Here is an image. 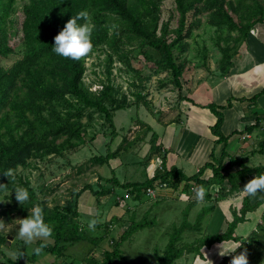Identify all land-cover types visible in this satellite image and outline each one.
I'll use <instances>...</instances> for the list:
<instances>
[{
    "label": "trees",
    "instance_id": "obj_1",
    "mask_svg": "<svg viewBox=\"0 0 264 264\" xmlns=\"http://www.w3.org/2000/svg\"><path fill=\"white\" fill-rule=\"evenodd\" d=\"M165 1H26L21 27L22 58L11 67L0 65V185H3L0 186V198L6 193H13L14 188L23 186L29 191L30 200L20 205L12 196H5V201L11 204L3 206L0 202V224L13 220L16 213L21 214L24 219L33 206L39 205L44 211L45 221L52 229L49 238L54 243L39 241L36 248L40 251L33 252L32 256L27 254L28 248L23 244L16 260L8 258V264L26 262L36 264L42 252L64 258L69 246L87 242L88 231L80 222L81 213L77 201L85 192L91 191L92 186L88 185L77 194L74 208L51 206L49 202L38 197L30 180L22 173L36 169L33 161L47 163L55 158H64L67 154L76 153L87 145L89 137L91 141L95 140L96 133L92 134L91 129L97 122L96 115L105 121L103 129H106V135L111 137L112 141L118 137L114 122L115 114L131 107L127 96L121 95L111 79L116 60L124 63L130 73H134L135 78L141 82V85L133 83L134 87L139 89L135 93L136 104L147 101L143 95L145 89L143 73L133 67L134 56H131L135 51L141 50L147 62L154 66L155 75L168 74V78L162 82L163 86L167 83L173 85L181 91V99L202 107L182 96V81L187 70L185 55L190 48L186 40L192 37L194 28L202 24V18L205 16L207 25L215 29L217 46L222 55L218 69L220 77L225 78L234 68L237 49L258 25L264 24L262 0H175L179 21L178 26L174 28L172 20L162 21V7ZM16 4L17 0H0V58L9 59L15 54L11 42L18 36L12 21L17 12ZM82 11L88 14V20L94 26L92 51L79 60L58 56L52 50L54 37L72 16ZM83 22L78 21L81 24ZM106 48H108L105 70L107 82H101V89L94 91L93 85L86 84L85 81L87 63L96 53ZM263 96L264 88L255 99L252 98V101L258 104V99ZM232 101L230 100L226 106H219L218 109L216 105L209 108L217 118L216 124L211 128L217 139L210 155V162L202 166L196 176L187 177L175 167L168 170L165 161V154L168 151L161 150V146L157 145L158 136L153 134L150 154L145 162L149 163L158 153L164 160L162 169L160 167L153 179L147 180L145 184H127L126 195L129 194L131 200L134 197L145 199L148 190L157 192L160 190L158 186L163 183L170 186L176 182H184L186 185L196 183L195 190L200 187L212 189L217 187L215 189H218L221 198L234 197L241 193L247 182L264 173L263 167L249 168L246 166V159L234 157L228 151L232 136H240L243 139L247 135L252 137L256 132L264 134L262 124L264 119L261 118H257L255 124L235 131L230 136L222 132L224 115L221 110L232 108ZM126 141L127 139H124L123 143ZM257 145L252 155H264V136ZM218 147L221 148L220 152H216ZM122 148L119 147L115 152L109 149L106 157L92 158L93 164H110ZM207 171L212 174L209 179L205 177ZM94 194L97 197L108 195V191L102 190ZM258 194L259 192L255 197L246 194L241 216L228 225V230L224 234L207 236L182 246L186 233L203 232L200 218L204 216L206 218L215 210V206L203 210L195 225L185 222L176 227L157 264H178L186 254H193L205 247L232 240L238 224L246 220L249 212L264 204V195L258 197ZM130 199L124 198V201ZM205 199L212 202L213 195L207 194ZM143 222V225L142 222L133 224L120 238L111 239L109 245L112 250H104L102 264H118L120 259H123V243L140 227L155 223L146 218ZM106 232H110L109 226ZM0 242L2 245L8 243L7 239L1 237ZM0 255L3 257L1 250Z\"/></svg>",
    "mask_w": 264,
    "mask_h": 264
},
{
    "label": "rangeland",
    "instance_id": "obj_2",
    "mask_svg": "<svg viewBox=\"0 0 264 264\" xmlns=\"http://www.w3.org/2000/svg\"><path fill=\"white\" fill-rule=\"evenodd\" d=\"M26 1L17 0V12L12 17L14 28L18 34L11 42L15 49V54L9 59L0 58L1 66L11 67L17 60L22 58L21 27L24 20L23 7ZM262 3L264 4V0H262ZM202 19V24L196 26L192 37L186 40L190 48L185 55L187 70L182 81V96L193 100L192 95L197 91L198 85L202 86L207 82L209 83L207 85L209 86V90L204 91L202 89L195 94V98L197 96V101L201 103L197 105L205 108L204 113L206 115H214L216 117L209 108H212V105H216L217 109L219 106L222 107V104L219 103L226 101V97H229L228 102L230 100L238 102L235 104V106H239L238 113L241 112L240 110H252L254 113L264 114V96L258 99L256 108H248L247 105L248 103H254L252 98L255 99V96L262 91V85L251 90L245 83L239 84V80L237 79L236 81L231 80L229 83L231 84L230 89H228L227 85L226 87L223 85L224 88H220L223 80L220 77L218 68L222 55L217 46V35L215 34V29L207 25L206 17L204 16ZM168 20H172V27L176 28L178 26L179 13L176 9L175 0H166L163 3L162 21L168 22ZM190 21L191 19H189ZM262 25L261 28L264 29V24ZM261 28L258 29L263 34L260 39H255V33L253 32V35L248 36L240 48L237 49V55L234 57V68L237 69L234 71L233 76L235 74L247 73V70H251L254 65L264 62V30L262 31ZM106 51H108V48L96 53L87 63L88 71L85 81L86 84L93 85L94 91L101 89V82H107V72L105 71ZM251 54L253 55L251 56ZM131 56H134L132 59L133 67L143 73L142 78L145 79L143 95L147 98V101L140 104L135 103V93L139 89L134 87L133 83L141 85V82L135 78L134 73H130L129 68L124 63L116 60L113 65L111 79L113 85L120 91L121 95L127 96L131 107L130 109L118 111L115 114L114 122L117 127L118 137L112 141V138L106 135V129H103L105 121L96 115L97 122L91 129L92 134L96 133L95 140L91 141V137H89L87 145L80 148L76 153L71 152L67 154L64 158H55L47 163L33 161L32 164H36L37 166L36 169L33 168L23 173L21 172L24 177L30 180L38 197L49 202L51 206L60 205L74 208L78 192L83 191L88 184L92 185L91 191L94 193L102 190L108 191V195L98 197L90 191L92 196H88L82 205L80 198L77 201L78 207L81 209L79 210L81 213L80 222L88 231L87 242L77 243L72 247L69 246L64 258L42 252L39 254L36 264H61V262L71 264H102L104 250H112L109 245L111 239L120 238L135 223L142 222L141 224L143 225L145 218L155 223L140 227L134 235L123 243V259H120L118 264H157L158 258L164 254L170 243L174 229L185 222L195 225L199 215L202 213V208L194 209L192 212L190 210L186 211V205H184V209H182L183 212L185 211L184 213L179 214L173 206L168 214V204L173 202L171 199L164 198L168 195V189L158 190L155 193L156 199L146 197L148 206L153 208V211L145 218L143 215L140 219V213H136L135 215L128 214L127 212L130 211L122 207V202H119L121 207L116 206L118 198L122 199L127 196V184H145L147 180L153 179V175L164 164L162 156L160 157L158 153L152 157L155 161L154 164L152 163L149 166L145 162L147 155L150 154L153 134L158 136L157 145L164 144L168 149V145L172 143L173 147H175L180 139L183 126L188 122L185 112L189 107L185 104L186 101L181 99V91L169 83L164 86L162 85L163 80L168 78V74L155 75L153 71L155 69L154 66L147 62L141 50L135 51ZM213 77L214 81L212 82ZM226 112L227 110H221L224 120L226 118L224 122V125H226L222 129V132L225 134L228 132V129H231L232 126L234 127V121L237 118L236 116H238V113L234 112L233 117L229 119L230 113ZM246 118H249V113L240 119L241 123L239 122L237 130L250 125L251 121H246ZM173 123L175 125L170 126ZM211 134L210 139L214 141L215 135L212 133V130ZM263 136V132H256L254 140L262 139ZM235 138L237 140L240 139V137ZM124 139H127L126 143H123ZM121 146L126 147L122 148ZM119 147L122 148L121 151L110 164H93L92 158L106 157L109 149L111 152H115ZM257 147V144H251L245 151L234 152L235 155L233 156L239 159H246V166L249 168L260 166L264 168V155H252L253 150L257 149ZM233 148L230 146L228 151L231 149L235 151ZM161 150H163L162 147ZM220 150L221 148L218 147L216 152H220ZM200 151V153H204L202 149ZM165 158V161L168 162V157L166 156ZM210 175L212 177L211 172ZM115 181H118V183ZM215 188L217 187L213 189L211 187L205 188L206 193L213 195L212 202L221 197L218 194V189L216 190ZM114 191H116L115 194ZM243 194L241 191L238 195L239 199L236 201V206L230 209L229 216L225 213L223 216L221 211L214 210L206 218L205 216L201 217L200 224L202 225L203 232L186 233L182 246L189 245L197 239L206 238L207 236L226 233L228 225L234 219H237L238 216H241L242 206L247 197V195L243 197ZM5 196L15 198V192L6 193L0 198L3 206H9L11 203L7 200L5 201ZM101 201L106 202V204H103ZM99 202L103 204L102 208L97 210L96 213H92V210L97 208ZM126 202L130 206H133L135 203L133 199ZM206 205L208 207L215 206L208 202ZM89 208L91 212L90 210L86 212V209ZM259 210L261 211V209ZM103 211L105 214H102ZM123 211L124 214L121 215ZM250 213V216L247 214L245 221L238 224L232 240L215 244V246L213 245L214 247H205L201 251L197 250L193 254H190L192 258L190 264H230L232 257L240 254L245 249L247 250L248 264H264V233L262 232L263 227H260L258 224V218L262 216H258L254 212ZM123 216L128 217L127 219L125 218L126 220H130L124 224L125 226L119 224L120 221L116 220L119 219L118 217ZM21 219V214L16 213L13 215V220H8L3 225L0 224V237L7 239L8 243L10 242L6 245H2L0 242V250L3 253V257L0 255L1 264H8L9 259L16 260L17 253L24 244L16 236L20 223L19 220ZM93 219L96 220L95 228L89 229L88 223ZM110 223H114L113 228ZM108 226H110V232H106ZM257 229L260 230L258 231ZM256 230L257 235L254 236L253 233ZM39 241L54 243L50 238L35 240L31 245H26L29 256L33 255V249L36 248ZM249 241H252L251 246L249 245ZM240 243V247L234 252L228 255L220 254L222 245L225 250H233L235 245ZM26 264L29 263L26 262Z\"/></svg>",
    "mask_w": 264,
    "mask_h": 264
},
{
    "label": "crops",
    "instance_id": "obj_3",
    "mask_svg": "<svg viewBox=\"0 0 264 264\" xmlns=\"http://www.w3.org/2000/svg\"><path fill=\"white\" fill-rule=\"evenodd\" d=\"M261 26H263V25L262 24L258 25L254 30V33H255L254 37L257 40L263 36L262 32H259V30H258L259 28H261ZM263 30L264 29H262V31ZM252 35H253V33L251 34V36ZM252 55L253 54H251V56ZM236 69L237 68H234L228 77L222 78L223 82H222V84H220V85H222L220 88H224L223 85H225V87L227 85L228 89H230L231 84H229V83L231 82V80L236 81L237 79L239 80L238 81L239 84L245 83V85H247L249 87V89H251V90L257 88L259 85L263 86L262 89L264 88V62L254 65L251 70H247V73L235 74V76H233L234 71H236ZM214 77H218V76H214ZM214 77L212 78V82L214 81L213 80ZM208 84L209 83L206 82L202 86L198 85L197 91H195L194 93L192 92L193 93L192 96L194 99L193 100L190 98H188V99H190V100L194 101L196 104L200 105L201 103L199 101H197L198 97L196 96V98H195V94H197L202 89H204V91H208L209 90L208 89L209 86H207ZM228 98L229 97H226V101H221L219 104H222V106L227 105ZM209 102H211V101H209ZM213 102H216V101H213ZM237 103L238 102L233 100L232 108L227 109L226 113H230L229 119L231 117H233L234 112L238 113L239 106L238 105L235 106V104H237ZM185 104L189 107L188 110L185 112L188 122L182 128L181 136H180L178 143L176 144L175 147H173L172 143H170V145H168V149L166 146H164V144H160L159 146H161L164 151L165 150L168 151V153L165 154L168 157L167 158V160H168L167 169L168 170L175 167V168L179 169L187 177H194L199 173V170L202 166H204L205 164L210 162V155H211V153L215 147V142L217 139V137H215L214 141H212L210 139L212 136L211 128L216 124L217 119H216V117H214V115H212V116L206 115L204 113L205 112L204 107L194 106L192 103H189L187 101ZM247 105H248V108H251V107L256 108V106H257V104H254V103L253 104L248 103ZM235 109H237V110H235ZM194 111H195V113H194ZM240 111L241 112L238 113V116H236L237 118L234 121V124H235L234 127L232 126L231 129H228L227 130L228 132H226V134L224 133L225 135L230 136L235 131H241L244 128H246L247 126H245L241 130H237L239 122L241 123L240 119L245 117L247 113H249V118H246V121L247 120L251 121L250 125L255 124V121L257 118L264 119V114L254 113L252 110H246V111L240 110ZM241 113L243 114L242 116L240 115ZM225 121H226V118H225L224 122ZM174 125L175 124L173 123L170 126H174ZM225 125L223 124V128ZM235 137H240V136H232L230 139V143H229L228 148L230 146H232V148L234 147L233 149H235V151L232 149L229 150L231 155H235L234 152L238 153L240 150L245 151V149L247 147H249V145L258 144L259 140H261V139L254 140V135H252V137L249 139H242L240 137V139L237 140V138H235ZM243 141H245V142H243ZM201 149H202V151H204V153L203 152L200 153ZM147 157H148V155H147ZM152 163L153 164L155 163V161L153 159L148 163V165L150 166ZM177 163H179V164H177ZM205 177H206V179H209L211 177L210 171L206 172ZM88 185L92 186L90 184H88ZM193 187H194V190H191ZM195 188H196V183H191V184L186 185L184 182H181V183L176 182L175 185L168 186V188H166V189H168V195H166L164 198H168V199H171L173 201L171 204H168V214L172 210L173 206L177 209L178 213L181 214L183 212L182 209H184V205H186V211L190 210L192 212L194 209H200V208H202L201 210L203 211L208 207L206 205V203L208 202V203H212L213 205H215V210L221 211V214L224 216V213L228 215V213L230 212V209L233 206H236V201L239 199V196L235 195L234 197L231 196V197H227V198H221L220 197L218 200H216L214 202H211L207 199H204L202 202H198L196 199ZM115 193H116V191H114V194ZM207 194H209V193H207ZM90 195H91V192L87 191L80 197L81 205L84 203V201H86V199ZM245 195H246V193H244L242 196L244 197ZM261 196H263V193L258 194V197H261ZM119 199H121V198H118L116 201L117 207L120 206V204L117 205V203H119ZM122 199H124V198H122ZM133 200L135 201L133 206H130L126 202L127 200L122 203V205H123L122 207L124 209L127 208L130 211V212H127L128 214L131 213L132 215H135L136 213H140V219H141V216L144 215V218H145L151 211H153V208H150L148 206V202H147L146 198L145 199H141V198L135 199V197H134ZM102 203L106 204V202H102ZM103 204H101L99 202L97 205V208H94L92 210V213H96L97 210H100V208H102ZM147 207H148V209H147ZM259 209H261L262 215H261V211ZM79 210H81L80 207H79ZM86 210H87L86 212H88L90 210V208L86 209ZM104 211L102 212V214H105ZM90 212H91V210H90ZM251 212H254L258 216L259 215L262 216L261 218L260 217L258 218V222H259L258 224L260 227L261 226L263 227L262 232L264 233V214H263L264 213V204H262L260 207H258L257 209H255L254 211H251ZM123 214H124V211L121 213V215H123ZM250 215H251V213L249 212L248 216H250ZM118 218L119 219H116V220H119L120 221L119 224H122V225H124V224H126V222L130 221V220H126L128 218L126 216L118 217ZM113 224H112V226H113ZM109 229H110V226H109ZM257 230L259 231L260 229H257ZM257 230L253 233L254 236L257 235V233H256ZM217 244H220V243H217ZM251 244H252V241H249L250 246H251ZM191 260H192L191 255L186 254L181 260L178 261L179 262L178 264H190Z\"/></svg>",
    "mask_w": 264,
    "mask_h": 264
},
{
    "label": "clouds",
    "instance_id": "obj_4",
    "mask_svg": "<svg viewBox=\"0 0 264 264\" xmlns=\"http://www.w3.org/2000/svg\"><path fill=\"white\" fill-rule=\"evenodd\" d=\"M83 20L84 22L78 23ZM94 26L88 20V14L86 12H79L77 15L72 16L62 30L54 37L52 50L55 54L63 58H69L72 60H79L82 57H86L93 49L92 33ZM243 115L242 113L240 114ZM3 186V185H0ZM15 192V199L20 205L30 200L29 191L23 187L18 186L13 189ZM196 199L198 202H202L206 196V189L200 187L195 190ZM243 193H246L249 197H255L257 193H264V173L256 175L253 179L247 182L241 189ZM19 227L17 235L25 245H31L37 239H47L52 235V229L50 225L45 221V215L43 209L39 206H33L30 209L29 215L19 220ZM96 220L93 219L88 223L89 229H94ZM240 244L235 245L233 250H225L222 245L221 255H228L234 252ZM35 253H39V248H34ZM230 264H248L247 250L245 249L240 254L232 257Z\"/></svg>",
    "mask_w": 264,
    "mask_h": 264
},
{
    "label": "built area",
    "instance_id": "obj_5",
    "mask_svg": "<svg viewBox=\"0 0 264 264\" xmlns=\"http://www.w3.org/2000/svg\"><path fill=\"white\" fill-rule=\"evenodd\" d=\"M262 124H263V128H264V121L262 122ZM249 138H251V136L250 135H247L243 139H249ZM161 169H162V167H161ZM166 188H168V184L167 183H163L160 186H158V189H166ZM191 190H194V187ZM155 193H156L155 190L150 189V190H148V195L147 196L156 199V194ZM125 198L126 199H130V195L127 194V196ZM119 202H122L123 203L124 202V199H119ZM61 264H67V263L61 262Z\"/></svg>",
    "mask_w": 264,
    "mask_h": 264
},
{
    "label": "water",
    "instance_id": "obj_6",
    "mask_svg": "<svg viewBox=\"0 0 264 264\" xmlns=\"http://www.w3.org/2000/svg\"><path fill=\"white\" fill-rule=\"evenodd\" d=\"M10 243V242H9ZM9 243H7V244H9Z\"/></svg>",
    "mask_w": 264,
    "mask_h": 264
}]
</instances>
